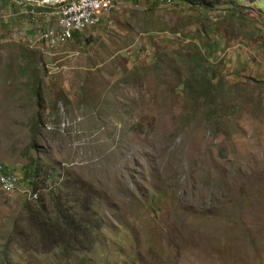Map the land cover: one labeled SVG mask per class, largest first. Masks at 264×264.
I'll list each match as a JSON object with an SVG mask.
<instances>
[{"label":"rangeland","instance_id":"obj_1","mask_svg":"<svg viewBox=\"0 0 264 264\" xmlns=\"http://www.w3.org/2000/svg\"><path fill=\"white\" fill-rule=\"evenodd\" d=\"M120 1L0 42V264H264V0Z\"/></svg>","mask_w":264,"mask_h":264},{"label":"built area","instance_id":"obj_2","mask_svg":"<svg viewBox=\"0 0 264 264\" xmlns=\"http://www.w3.org/2000/svg\"><path fill=\"white\" fill-rule=\"evenodd\" d=\"M28 4L30 9L22 11L35 23L41 22L35 40L29 42L30 49H36L47 57L54 56L66 46L74 33H83L105 22L106 18L119 7L120 0H16ZM163 4L166 0H157ZM169 3L168 1L165 4ZM162 6V5H161ZM135 4L133 8H139ZM111 21L106 20L110 25ZM69 123L62 122L59 131L63 132ZM50 130V128H48ZM20 182L15 175L0 167V188L5 193L19 191Z\"/></svg>","mask_w":264,"mask_h":264},{"label":"crops","instance_id":"obj_3","mask_svg":"<svg viewBox=\"0 0 264 264\" xmlns=\"http://www.w3.org/2000/svg\"><path fill=\"white\" fill-rule=\"evenodd\" d=\"M132 2L133 5H141L137 0H133ZM143 2L146 5L153 3L151 0H143ZM25 9H30L26 3L16 0H0V42H3L5 39L12 38L13 40L22 42L29 47L28 43L35 40V35L40 29L39 27L41 22L38 21L35 23L28 15L23 14L22 11ZM139 9H141V6ZM106 20L109 19L106 18ZM106 20L103 25L106 24ZM97 28L83 33H74L69 43L74 40L78 43L82 34H91L96 31Z\"/></svg>","mask_w":264,"mask_h":264},{"label":"trees","instance_id":"obj_4","mask_svg":"<svg viewBox=\"0 0 264 264\" xmlns=\"http://www.w3.org/2000/svg\"><path fill=\"white\" fill-rule=\"evenodd\" d=\"M186 2H188V3H190V4H195V5H202V6H205V3H203L204 1L203 0H198V1H196V2H193V0H185ZM153 2V1H152ZM153 4V3H152ZM63 186H66L67 187V183H65ZM34 191H36V188L34 189ZM42 209H43V207H42ZM58 213H59V218L61 219V220H63V223H64V225L63 226H60L59 225V222H57L58 223V225L56 224V222H52V224H43V226H39V228H40V230L43 232V233H45V235H50V234H52V238L53 239H57L56 238V236H57V234H56V231L55 230H57V229H62V227H65V228H69V227H73L74 226V224H75V222H76V220H78L75 216H69V217H67V216H65L61 211H58ZM81 219V218H80ZM61 222V221H60ZM38 224H39V222H38ZM59 226V227H58Z\"/></svg>","mask_w":264,"mask_h":264}]
</instances>
